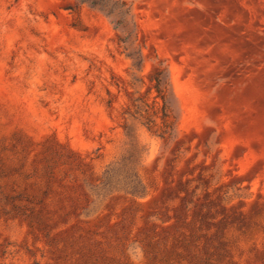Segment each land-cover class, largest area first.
<instances>
[{
  "label": "rangeland",
  "instance_id": "374dc122",
  "mask_svg": "<svg viewBox=\"0 0 264 264\" xmlns=\"http://www.w3.org/2000/svg\"><path fill=\"white\" fill-rule=\"evenodd\" d=\"M0 264H264V0H0Z\"/></svg>",
  "mask_w": 264,
  "mask_h": 264
},
{
  "label": "trees",
  "instance_id": "16d2710c",
  "mask_svg": "<svg viewBox=\"0 0 264 264\" xmlns=\"http://www.w3.org/2000/svg\"><path fill=\"white\" fill-rule=\"evenodd\" d=\"M153 82L152 88L155 91V97L161 100L160 114L162 119V124H158L149 112L142 115L145 119V126L151 132L157 133L161 137L171 134V131L176 127V117L169 106V89L168 82L164 75V69L156 68L150 77ZM135 112V111H134ZM129 114L134 115L131 111Z\"/></svg>",
  "mask_w": 264,
  "mask_h": 264
}]
</instances>
